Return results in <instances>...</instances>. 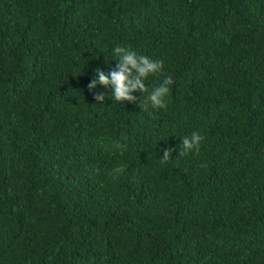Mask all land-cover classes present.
Returning a JSON list of instances; mask_svg holds the SVG:
<instances>
[{
	"label": "trees",
	"instance_id": "1",
	"mask_svg": "<svg viewBox=\"0 0 264 264\" xmlns=\"http://www.w3.org/2000/svg\"><path fill=\"white\" fill-rule=\"evenodd\" d=\"M0 264H264V0H0Z\"/></svg>",
	"mask_w": 264,
	"mask_h": 264
},
{
	"label": "clouds",
	"instance_id": "2",
	"mask_svg": "<svg viewBox=\"0 0 264 264\" xmlns=\"http://www.w3.org/2000/svg\"><path fill=\"white\" fill-rule=\"evenodd\" d=\"M112 57L118 60V66L110 67L105 72L97 68L95 78L90 80L87 87L91 90L96 85H112V92L109 93L114 100H135V90H140L146 93L143 97L142 108L148 109L149 107L158 108L164 107L166 104V97L169 94V85L172 83L170 75H164L159 83L146 85L144 81L149 75H157L163 73V61L154 59L147 55L138 54L131 48L115 44L112 49ZM104 93H97L96 99L102 100ZM180 144L185 152L195 151L199 148L202 136L199 132L193 130L190 134L180 137ZM170 149L164 148L161 157L168 158Z\"/></svg>",
	"mask_w": 264,
	"mask_h": 264
}]
</instances>
